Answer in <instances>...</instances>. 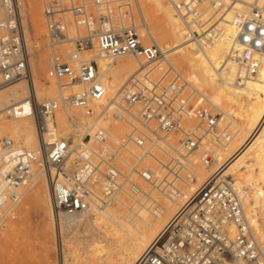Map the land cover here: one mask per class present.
Instances as JSON below:
<instances>
[{
  "label": "built area",
  "instance_id": "built-area-1",
  "mask_svg": "<svg viewBox=\"0 0 264 264\" xmlns=\"http://www.w3.org/2000/svg\"><path fill=\"white\" fill-rule=\"evenodd\" d=\"M43 1L50 46L68 39L70 27L77 31L70 57L53 63L47 76L81 89L67 97L37 98L18 2L0 0V90L26 82L27 95L10 106L8 117H32L39 141L31 151L0 135V221L19 202L35 163L47 177L54 209L72 215L112 205L119 194L147 195L140 182L167 196L195 183V164H213L216 149L230 139L219 112L210 104L202 108V95L171 64L158 80L148 73L130 76L120 87V101H111L97 62L84 57L96 43L110 57L164 58L156 43L143 41L139 0ZM166 1L197 44L219 38L224 25L230 26L225 63L235 66V83L257 75L264 64V0ZM113 19L120 22L116 28ZM67 103L91 122L111 116L128 131L114 139L97 126L85 142L74 144L73 132L63 135L57 118ZM217 171L192 192L135 264H264V241L233 183L215 176Z\"/></svg>",
  "mask_w": 264,
  "mask_h": 264
},
{
  "label": "bare ground",
  "instance_id": "bare-ground-1",
  "mask_svg": "<svg viewBox=\"0 0 264 264\" xmlns=\"http://www.w3.org/2000/svg\"><path fill=\"white\" fill-rule=\"evenodd\" d=\"M17 2L20 8L19 0ZM26 5L29 6L28 3ZM138 7L142 14L140 33L144 43L151 41L160 47L157 40L160 35L155 33L150 22L151 16L157 17L168 30L172 41L171 48H175L170 54L173 55L171 58L166 56L165 51L164 62L171 64L178 72L181 70L183 72L181 75L190 83L192 91H197L207 104L218 110L221 125L227 128L230 139L216 149L213 164L210 166L195 164V183L180 186L178 195H162L140 182L147 195L119 194L114 204L95 207L88 213L80 215L66 214L54 209L47 177L41 167L33 173L35 168L33 164L31 171L33 180L38 176L45 180L42 198L45 200L47 212L52 218L57 219L58 224L82 221L83 228L97 231V236H92L88 247L99 253V260L89 264H135L156 241L165 224L190 198L192 192L218 170L215 176L227 177L233 183L256 233L264 241V64L256 76L237 84L234 81L235 66L229 62L225 63V54L230 43L229 35L232 34L230 26L224 25V31L219 38L197 44L186 37L180 19L166 0H147L141 4L138 2ZM205 13L204 17H208L209 12L206 10ZM3 17L4 12L0 10V19ZM119 24L118 20L113 19L111 27L116 28ZM121 25L128 26L129 22L121 20ZM25 28L32 36L39 32L46 33L41 25V19L35 14L25 21ZM75 33L77 31L74 27H70L68 39L63 42L72 41ZM71 52L67 50L64 54L69 58ZM57 55L53 49L51 53L53 63L59 62ZM84 57L97 62L99 79L106 87V96L111 101L113 99L120 101V87L130 76L151 71V68L147 67L148 62L143 58L106 56L98 51L96 43ZM33 65L39 69L44 68L40 62ZM30 68L32 76L35 75L31 61ZM57 83L60 94L53 99L67 97L81 89L77 84L59 81ZM65 86H69L74 92L65 94L63 92ZM35 90L40 101L52 99L43 97L36 85ZM27 92L25 81H18L1 89L0 112L5 111L7 116L10 106L23 99V94ZM67 104L68 109L57 111V118L63 135L73 132L74 144L85 142L86 134L91 133L97 126L106 128L114 139L122 138L128 131V127L116 118L110 116L91 122L79 109L71 107L70 103ZM131 112L136 113V110L132 109ZM0 135L27 150L35 151L39 146L32 117L7 119L0 116ZM193 160L196 163L197 158L194 157Z\"/></svg>",
  "mask_w": 264,
  "mask_h": 264
},
{
  "label": "rangeland",
  "instance_id": "rangeland-1",
  "mask_svg": "<svg viewBox=\"0 0 264 264\" xmlns=\"http://www.w3.org/2000/svg\"><path fill=\"white\" fill-rule=\"evenodd\" d=\"M145 1L147 2V0ZM145 1L139 0L138 2L141 4ZM64 2L67 3L68 0H64ZM27 3L29 6L26 5ZM43 3V0H19L31 67L35 71L33 74L36 75H33L34 78L36 77L34 84L36 88H39L38 92L43 97L53 99L59 96L60 89H58V81L47 76V71L53 64L51 53L55 49L58 53L57 57L59 56V63L65 62L68 57L64 53L67 50L71 52L73 44L72 41H66L67 43L61 42L53 47L49 45L46 22L43 16ZM111 7L115 10V5ZM90 10L92 12L93 9L90 8ZM33 14L41 19V25L46 33L39 32L36 36L28 33L27 28H25V21L31 18ZM150 22L155 33L161 36H158L157 40L160 47L166 51V56H173L170 54L175 48H171L172 41L167 28L158 21L157 17L151 16ZM162 61L163 63H161ZM36 62L38 64L40 62L44 68L39 69L33 65ZM156 63L148 62L149 66L147 65L151 68L148 74L153 80L160 79L168 65L163 59L156 61ZM179 72L183 73L181 70ZM63 92L70 94L74 91L69 86H65ZM26 95L23 94L22 98ZM202 101L198 104L202 108H208L209 104L204 100ZM0 116L11 119L5 115V111H1ZM84 123L81 122V124ZM34 165L33 173L36 172L37 168H40L38 163ZM44 181L40 176L35 180L31 176L22 190L19 202L7 210L5 214L12 212L0 221V264H89L98 261L99 253L90 250L91 248L88 247L92 236H97V231L83 228L82 221L58 224L57 219L52 218L47 212L45 200L42 198Z\"/></svg>",
  "mask_w": 264,
  "mask_h": 264
}]
</instances>
